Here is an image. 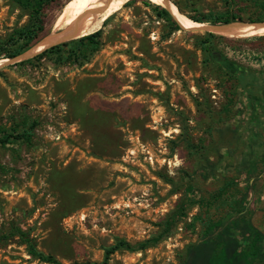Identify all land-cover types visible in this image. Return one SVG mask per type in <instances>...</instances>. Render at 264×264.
Listing matches in <instances>:
<instances>
[{
	"label": "rangeland",
	"instance_id": "374dc122",
	"mask_svg": "<svg viewBox=\"0 0 264 264\" xmlns=\"http://www.w3.org/2000/svg\"><path fill=\"white\" fill-rule=\"evenodd\" d=\"M68 1L45 7V35ZM166 4L184 20L237 18L214 26L264 21V0ZM156 6L131 0L104 20L87 62L0 68V264H50L29 243L59 264L99 263L118 240L156 242L108 264H180L207 217L242 215L263 236L250 262L264 264V26L206 38ZM28 20L0 0V41Z\"/></svg>",
	"mask_w": 264,
	"mask_h": 264
},
{
	"label": "trees",
	"instance_id": "16d2710c",
	"mask_svg": "<svg viewBox=\"0 0 264 264\" xmlns=\"http://www.w3.org/2000/svg\"><path fill=\"white\" fill-rule=\"evenodd\" d=\"M18 6L27 10L29 20L23 27L14 30L7 38L0 41V58L13 60L33 45L39 42L46 36V29L43 22V11L52 0H12ZM226 3L229 0H224ZM154 11L158 18L168 22L175 31L182 28L170 15V13L162 7L156 6ZM195 23H209L210 25H224L235 19L234 15L224 17L222 14H208L200 17L190 18ZM264 22V21H259ZM206 38L213 37V34L206 33ZM256 39H264V36ZM206 42H203V45ZM100 45L99 32L88 34L85 37L70 40L48 49L35 53L33 58L23 60L15 65H21L25 62H30L33 59H39L46 55L55 56L57 61H71L77 64L87 62ZM204 51L207 53L204 46ZM210 55V54H209ZM30 136L29 132H24L22 135L15 137L26 138ZM8 138H0V144L7 143ZM223 194L222 189L218 191L217 196ZM242 215V213L240 214ZM204 230L199 240L186 247L183 260L180 264H251L249 256H262L261 243L263 236L250 224L249 220L242 216L234 218H223L221 220H213L206 218L203 221ZM152 241H146L140 244L131 245L124 240H118L112 246L104 250L103 258L99 263L84 262L73 264H108L109 257L119 251L135 252L144 249L151 244ZM153 241L152 243H155ZM29 253L38 260L50 264H59L52 256L43 255L37 252L30 243Z\"/></svg>",
	"mask_w": 264,
	"mask_h": 264
},
{
	"label": "bare ground",
	"instance_id": "6f19581e",
	"mask_svg": "<svg viewBox=\"0 0 264 264\" xmlns=\"http://www.w3.org/2000/svg\"><path fill=\"white\" fill-rule=\"evenodd\" d=\"M130 1L131 0H69L57 15L53 24V31L44 36L24 54L26 56H31L54 43L62 42L66 39H79L85 37L98 30L104 20L118 13ZM152 1L162 4L167 8L169 7L166 4L167 0ZM169 8L172 9L171 7ZM169 8V12L178 23L183 22L188 29L205 26L201 23L184 20L179 14L171 11ZM257 26L259 25H234L223 29L234 31L241 28H258ZM5 62L7 61L2 62V64ZM2 64H0V66Z\"/></svg>",
	"mask_w": 264,
	"mask_h": 264
},
{
	"label": "water",
	"instance_id": "95a60500",
	"mask_svg": "<svg viewBox=\"0 0 264 264\" xmlns=\"http://www.w3.org/2000/svg\"><path fill=\"white\" fill-rule=\"evenodd\" d=\"M168 12H169V10H168V8L167 7H164ZM170 13V12H169ZM170 15L172 16V14L170 13ZM173 17V16H172ZM174 18V17H173ZM174 20L178 23V21L174 18ZM201 24H203V23H201ZM178 25L181 27V28H183L179 23H178ZM205 25V24H204ZM234 25H264V22H251V23H248V24H232V25H229V26H214V25H205V26H202V27H199V28H193V29H195V30H198V31H205V32H207V33H216L218 30H222L223 28H226V27H231V26H234ZM70 40H74V39H66V40H64V41H62V42H58V43H56V44H53V45H51V46H49L48 48H50V47H52V46H55V45H58V44H61V43H64V42H67V41H70ZM48 48H46V49H48ZM35 55H37V54H35ZM35 55H31V56H26L25 54H22L21 56H19V57H17V58H15V59H13V60H9V59H6L7 60V62H5L4 64H2L1 66H0V68L1 67H3V66H8V65H12V64H15V63H18V62H21V61H23V60H26V59H28V58H31V57H34Z\"/></svg>",
	"mask_w": 264,
	"mask_h": 264
}]
</instances>
